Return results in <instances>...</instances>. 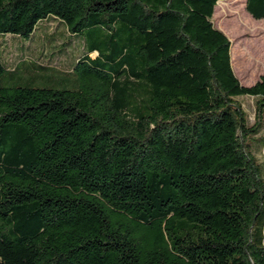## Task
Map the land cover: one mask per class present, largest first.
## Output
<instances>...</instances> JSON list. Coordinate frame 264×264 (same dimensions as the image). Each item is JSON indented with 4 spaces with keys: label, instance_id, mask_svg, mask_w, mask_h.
<instances>
[{
    "label": "trees",
    "instance_id": "obj_1",
    "mask_svg": "<svg viewBox=\"0 0 264 264\" xmlns=\"http://www.w3.org/2000/svg\"><path fill=\"white\" fill-rule=\"evenodd\" d=\"M224 1L0 0V264H264V76H235Z\"/></svg>",
    "mask_w": 264,
    "mask_h": 264
},
{
    "label": "rangeland",
    "instance_id": "obj_2",
    "mask_svg": "<svg viewBox=\"0 0 264 264\" xmlns=\"http://www.w3.org/2000/svg\"><path fill=\"white\" fill-rule=\"evenodd\" d=\"M213 23L216 29L221 31L229 40L231 47V60L233 68L240 78L247 79L250 76L258 77L264 74V20L255 21L244 10V0H229L215 6ZM55 22L49 23L48 27L53 29ZM56 37L60 38L65 45H56L52 51L51 48H43V39H39V34L29 38L16 37L11 40L13 50L24 52L25 56H32L29 50L35 47H41L49 52L48 56L57 57L61 61H75L82 55L83 48L81 42L83 35H69L63 30L55 31ZM37 36V37H36ZM54 45V44H53ZM18 48V49H16ZM24 48V49H23ZM45 53V55L47 54ZM54 52V55H52ZM14 54V53H13ZM9 63H14V56L10 57L3 53L2 55ZM93 57V56H92ZM58 65L57 63H55ZM60 68V67H58ZM246 119L249 124L254 122V105L250 98H239ZM257 144H254L256 147ZM259 162H264V153L256 155Z\"/></svg>",
    "mask_w": 264,
    "mask_h": 264
},
{
    "label": "crops",
    "instance_id": "obj_3",
    "mask_svg": "<svg viewBox=\"0 0 264 264\" xmlns=\"http://www.w3.org/2000/svg\"><path fill=\"white\" fill-rule=\"evenodd\" d=\"M229 1V0H228ZM227 1V2H228ZM216 9V8H215ZM215 9H214V11H215ZM230 58H231V47H230ZM231 67H232V70H233V72H234V74H235V76L237 77V79L239 80V82H240V84L242 85V86H245V87H250V86H252V85H254L258 80H259V78L261 77V76H264V74H262V75H260V76H258V77H255V76H250V77H248L247 79H242V78H240L239 76H238V74H237V72H235V70H234V68H233V61L231 60Z\"/></svg>",
    "mask_w": 264,
    "mask_h": 264
}]
</instances>
